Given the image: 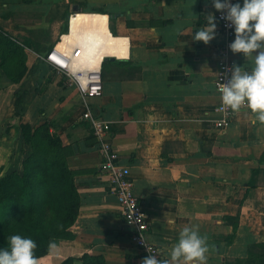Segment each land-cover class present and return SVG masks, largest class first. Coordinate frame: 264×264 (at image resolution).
Masks as SVG:
<instances>
[{"label": "crops", "instance_id": "0c3cea01", "mask_svg": "<svg viewBox=\"0 0 264 264\" xmlns=\"http://www.w3.org/2000/svg\"><path fill=\"white\" fill-rule=\"evenodd\" d=\"M210 14L215 38L193 40ZM217 14L213 0H0V28L26 45L27 67L20 84L0 68V176L22 173L19 123L48 124L63 139L80 198L71 235L59 242L69 256H100L107 264L145 258L100 171L78 89L44 60L54 47L67 55L81 49L74 70L101 68L103 93L87 103L110 122V140L147 215L148 239L163 258L180 231L196 224L207 236L206 264H264V124H253L244 107L228 128L214 127L224 41ZM253 56L231 52L249 70ZM18 89L26 97L23 118L8 127Z\"/></svg>", "mask_w": 264, "mask_h": 264}, {"label": "trees", "instance_id": "16d2710c", "mask_svg": "<svg viewBox=\"0 0 264 264\" xmlns=\"http://www.w3.org/2000/svg\"><path fill=\"white\" fill-rule=\"evenodd\" d=\"M0 68L14 84H20L27 72L26 45L1 28ZM14 96L16 110L8 127L21 122L24 113L25 93L18 89ZM18 125L26 145L25 158L22 173L0 176V247L12 234H20L36 241L34 253L41 258L39 264H107L100 256H69L59 246L61 240L70 237L80 206L66 145L48 124L38 128ZM50 240L58 244L51 252Z\"/></svg>", "mask_w": 264, "mask_h": 264}, {"label": "clouds", "instance_id": "9594fccd", "mask_svg": "<svg viewBox=\"0 0 264 264\" xmlns=\"http://www.w3.org/2000/svg\"><path fill=\"white\" fill-rule=\"evenodd\" d=\"M217 11L226 12L223 18L234 27L235 37L229 45L233 53L246 57L255 55L249 70L245 66L233 65L226 83H219L221 100L225 107L239 112L242 107L252 114V123L264 124V0H213ZM216 35L215 16L208 15L203 27L192 35V39L209 43ZM58 244L50 240L49 251ZM37 243L29 236L12 234L7 244L0 247V264H39L34 250ZM149 251V250H148ZM209 245L207 236L201 234L199 225L184 227L177 241L171 246L169 257L158 260L156 256L145 257L141 264H206Z\"/></svg>", "mask_w": 264, "mask_h": 264}, {"label": "built area", "instance_id": "2783aa9c", "mask_svg": "<svg viewBox=\"0 0 264 264\" xmlns=\"http://www.w3.org/2000/svg\"><path fill=\"white\" fill-rule=\"evenodd\" d=\"M237 1L231 0V3H236ZM225 14L226 12L220 11L217 14L219 27L224 36L223 43L218 47V73L215 82L216 90L220 96V104L216 108L219 118L214 121V127L219 130L228 128L238 114V112H233L223 105L221 93L218 90L219 83L227 82L231 74V68L235 65L231 58L232 51L229 48L235 37L234 27L223 18ZM80 55L81 49H75L71 55H67L54 47L44 60L52 71L64 78L68 87L78 89L84 101L86 111L83 114V119L90 123L102 155L100 171L106 178L111 193L120 204L124 224L130 230L132 242L142 252L144 257L154 255L158 260H163L160 248L148 239L149 225L147 215L135 194L134 183L129 176L128 170L121 164L119 154L110 140V122L94 116L87 103L89 99L100 97L103 93L102 70L101 68L74 70L73 61L79 58Z\"/></svg>", "mask_w": 264, "mask_h": 264}, {"label": "bare ground", "instance_id": "6f19581e", "mask_svg": "<svg viewBox=\"0 0 264 264\" xmlns=\"http://www.w3.org/2000/svg\"><path fill=\"white\" fill-rule=\"evenodd\" d=\"M96 16L94 15V16H91V17H88L87 18V16H85V15H81V16H78V18L79 19H85V18H87V19H94ZM79 19H76V20H74V22H72V24H73V27L75 28L76 27V23H81V20H79ZM76 29V28H75ZM75 29H73V30H75ZM73 36H75V35H73ZM65 38V37H64ZM115 40V39H114ZM112 44H113V40H112Z\"/></svg>", "mask_w": 264, "mask_h": 264}, {"label": "water", "instance_id": "95a60500", "mask_svg": "<svg viewBox=\"0 0 264 264\" xmlns=\"http://www.w3.org/2000/svg\"><path fill=\"white\" fill-rule=\"evenodd\" d=\"M75 264H83L81 261H76Z\"/></svg>", "mask_w": 264, "mask_h": 264}, {"label": "rangeland", "instance_id": "374dc122", "mask_svg": "<svg viewBox=\"0 0 264 264\" xmlns=\"http://www.w3.org/2000/svg\"><path fill=\"white\" fill-rule=\"evenodd\" d=\"M15 98V97H14ZM15 100H16V98H15ZM16 110V109H15Z\"/></svg>", "mask_w": 264, "mask_h": 264}]
</instances>
